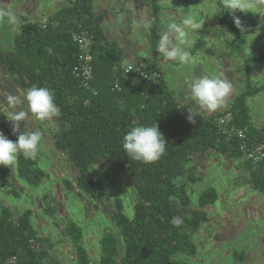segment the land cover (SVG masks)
<instances>
[{
  "label": "trees",
  "instance_id": "obj_1",
  "mask_svg": "<svg viewBox=\"0 0 264 264\" xmlns=\"http://www.w3.org/2000/svg\"><path fill=\"white\" fill-rule=\"evenodd\" d=\"M65 1L67 6L44 23L22 22L14 51L0 52V67L7 74L16 75L25 90L35 85L54 93L60 114L51 119L57 126L52 136L53 147L78 170L79 191L92 198L103 191L101 182L91 173V167L103 162L118 168L131 181L137 198L133 218L124 214L123 203L117 200L116 212L110 219L114 235L106 233L100 239L101 254L96 264H182L177 258L196 254L192 238L209 221L205 209L219 199L216 190L207 189L199 196L196 209L188 193L187 183L201 181L197 169L207 154L243 162L249 184L264 196V163L247 160L239 148L240 140L227 138L217 125L218 119L231 114L229 127L242 130L250 145L264 143V136L252 124L247 107V100L262 88L252 90L248 68V89L229 109L211 115L198 114L192 124L187 109L169 91L158 61L136 66L139 71L125 78L123 67L128 64L123 63L122 49L111 43L102 29L108 12L97 14L92 0ZM147 1L154 18L151 51L155 53L161 36V7L158 0ZM219 5L224 8L220 0ZM221 22L236 38L232 49L243 48L245 40L241 41L240 29L226 17ZM80 26L93 36L90 50L93 79L88 86L74 74L79 61V45L74 36ZM257 27L252 25L253 29ZM258 58L257 54L248 63ZM117 82L120 91L115 89ZM155 123L167 143L165 153L151 163L128 157L122 148L123 136L132 127ZM8 125L0 106V132ZM19 165V177L32 186L38 187L46 179V173L32 159L28 161L21 155ZM0 172L6 181L9 169L1 166ZM31 222V211H25L16 222L10 209H2L0 264H57L50 257V245L47 247L46 239L38 236ZM78 231L74 224L66 230L74 242L76 262L91 264Z\"/></svg>",
  "mask_w": 264,
  "mask_h": 264
},
{
  "label": "rangeland",
  "instance_id": "obj_2",
  "mask_svg": "<svg viewBox=\"0 0 264 264\" xmlns=\"http://www.w3.org/2000/svg\"><path fill=\"white\" fill-rule=\"evenodd\" d=\"M92 1L97 14L109 13L105 17L108 20L102 22V29L111 43L121 45L126 65L136 67L158 61L169 91L187 111L211 115L229 109L230 104L248 89L247 72L251 68L252 90H262L247 100V107L252 124L264 136V13L258 12L264 11V0H250L253 7L245 12L222 9L219 0H158L161 7L159 35L167 31L169 23H181L186 14L195 16L201 25L194 32L188 30V43L182 45L193 57V62L188 65L164 59L157 50L151 51L154 18L147 0ZM65 6V0H0V7L7 8L17 17L14 24L0 21V52L14 51L15 39L20 35L24 20L46 22ZM224 17L229 21L241 20L243 48L232 49L236 38L221 22ZM253 24H257V29L252 28ZM170 35L178 43L175 34ZM257 54L258 60L249 64L248 59ZM203 76L226 79L232 85L223 105L212 112L198 108L190 96L189 85ZM9 95L16 97L14 104L8 102ZM25 95L26 90L17 76L7 74L0 67V106L8 119L15 112L27 113L20 122L21 132H41L38 154L27 159H32L38 169L46 173V179L36 187L20 178L21 155H18L14 165L7 166L10 176L6 181L0 172V213L3 208L10 209L17 222L25 211H31L32 227L38 236L46 239L50 257L57 264H77L73 239L66 234L68 227L76 225L79 229L76 234H81V243L87 248L91 264H96L101 254L100 239L106 233L114 235L110 219L116 212L117 200L123 203L124 214L133 218L137 198L131 181L119 173L118 168L103 162L91 167V173L101 182L103 191L96 198L79 191L76 184L78 170L67 156L53 147L56 124L52 120H36L28 110ZM12 129L9 121L3 134L16 140L20 133L14 135ZM207 155L198 164L201 181L187 183L188 193L192 207L196 209L199 196L207 189L216 190L219 199L205 209L209 221L202 224L192 238L196 254L179 256L177 260L182 264H264V196L249 184L243 162Z\"/></svg>",
  "mask_w": 264,
  "mask_h": 264
},
{
  "label": "clouds",
  "instance_id": "obj_3",
  "mask_svg": "<svg viewBox=\"0 0 264 264\" xmlns=\"http://www.w3.org/2000/svg\"><path fill=\"white\" fill-rule=\"evenodd\" d=\"M223 7L227 10H240L253 7L250 0H223ZM250 12V11H248ZM264 13V11H258ZM0 21L7 24L17 22V17L5 7H0ZM234 25L243 30L241 20L233 19ZM139 26H146L140 24ZM201 27L193 15H185L181 23L171 22L167 25V31L163 32L157 43V51L162 58L178 60L181 64L188 65L193 62L191 53L186 50L185 45L188 43L186 37L188 30L193 32ZM170 34H175L174 42ZM191 99L198 108L212 112L223 105L225 98L231 93L232 85L226 79L219 77L203 76L197 78L189 85ZM8 102L14 104L16 97L9 95ZM25 100L29 112L38 121L51 120L60 114V109L54 102V93L46 87L32 86L26 90ZM27 113L24 111L15 112L10 115L9 121L13 125V134H20L15 141L8 139L3 132H0V166H12L16 162L18 155L25 158H34L39 151L42 139L40 131H20L21 121L25 119ZM198 113L188 110V121L196 123ZM122 148L126 155L133 160L143 163H151L160 159L165 153L166 141L160 132L158 125H138L132 127L122 139ZM178 222V221H177Z\"/></svg>",
  "mask_w": 264,
  "mask_h": 264
},
{
  "label": "built area",
  "instance_id": "obj_4",
  "mask_svg": "<svg viewBox=\"0 0 264 264\" xmlns=\"http://www.w3.org/2000/svg\"><path fill=\"white\" fill-rule=\"evenodd\" d=\"M74 40L79 45V61L74 67V74L77 78H82L84 85L88 86L93 79V68L91 65L92 56L90 53L93 44V36L88 29L80 26L79 32L74 36ZM123 70L126 75L125 78H127V75L138 72L139 67L136 68L124 65ZM115 89L120 91L119 82H117ZM231 119L232 115L228 114L217 120L220 132L229 139L237 137L240 140L239 148L247 160L264 163V143L260 145H250L247 141L246 134L242 130H237L228 126Z\"/></svg>",
  "mask_w": 264,
  "mask_h": 264
},
{
  "label": "crops",
  "instance_id": "obj_5",
  "mask_svg": "<svg viewBox=\"0 0 264 264\" xmlns=\"http://www.w3.org/2000/svg\"><path fill=\"white\" fill-rule=\"evenodd\" d=\"M107 20H108L107 18L104 19V21H107ZM32 21H34V20H32ZM32 21H31V22H32ZM44 21H45V20H44ZM44 21H43V22H44ZM104 21H103V22H104ZM102 24H103V23H101V25H102ZM103 27H104V26H103ZM105 34H106V33H105ZM120 46H121V45H120ZM120 48H121V47H120ZM122 56H123V55H122ZM126 62H127V61H126V60L124 59V57H123V63L126 64ZM131 63H132V62H131ZM131 63H130V64H131Z\"/></svg>",
  "mask_w": 264,
  "mask_h": 264
}]
</instances>
